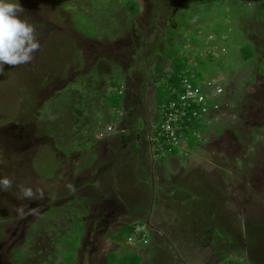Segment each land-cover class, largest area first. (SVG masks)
Here are the masks:
<instances>
[{
  "label": "rangeland",
  "instance_id": "obj_1",
  "mask_svg": "<svg viewBox=\"0 0 264 264\" xmlns=\"http://www.w3.org/2000/svg\"><path fill=\"white\" fill-rule=\"evenodd\" d=\"M123 1L21 0L40 49L0 68V177L14 180L0 191V264H65L60 245L77 238L76 264H107L132 246L148 264H219L220 253L264 264V0H171L157 28L155 0H136L135 15ZM170 41L231 106L201 143L159 159L147 109L156 64L172 71ZM115 79L125 93L118 117L106 98ZM21 186L44 195L24 198ZM135 222L148 239L125 247L118 231Z\"/></svg>",
  "mask_w": 264,
  "mask_h": 264
},
{
  "label": "trees",
  "instance_id": "obj_2",
  "mask_svg": "<svg viewBox=\"0 0 264 264\" xmlns=\"http://www.w3.org/2000/svg\"><path fill=\"white\" fill-rule=\"evenodd\" d=\"M126 10L131 14L135 15L140 10V4L136 0H125L123 1ZM264 8V5H263ZM214 33H216L217 36L222 37V32L219 29H215ZM222 39V38H221ZM196 42V40H193ZM174 42L170 41L166 48H165V57L166 59H172L171 60V69L172 71H167L165 69V61L166 60H160L156 64V76H155V85H156V109L158 108L159 112L162 110L164 106H167L168 103L174 99H176V96L179 92L183 90V80L185 78L191 80L195 84L201 83L203 80H208L203 78L202 71L200 68L196 66H191L189 61L181 56H175V50H174ZM242 55L245 59H250L254 56V50L253 45L251 43L243 46L241 48ZM212 55V53H210ZM200 65L205 66V61L200 59L198 60ZM161 83L160 86L164 88V90L159 91L157 87V84ZM110 91L107 94L106 98L108 100L109 105L111 106V109L116 111L115 114L116 117L120 115L121 110L123 108V100L125 97V93L122 86L121 79H115L111 80L109 82ZM120 112V113H119ZM153 126H155L153 124ZM197 127H204V129L201 131V135H195L194 132L196 129H199ZM208 125L203 124L200 121L195 120L194 122H191L188 127L182 128V130L177 131L179 137H182V145L188 144L190 147L195 146L196 144L201 143L202 139L205 135L209 132ZM105 131V130H104ZM103 131V132H104ZM218 133L220 130H217ZM151 144L153 147V156L158 155L159 159H165L167 156H173L176 155L181 147H177L173 144L168 143L167 139L165 137L157 138V131L156 129H153L152 131V140ZM89 145V144H88ZM56 211L57 215H64L66 214L65 209L61 206L54 207V210ZM42 219H45L42 217ZM71 220H74L70 218ZM78 226L81 225V222H77ZM143 224V223H142ZM77 226V227H78ZM118 238L121 240H125L126 243H124L125 247H131L133 245V238L137 239L138 242H140V245L147 241L148 236L145 234L144 230L139 229L138 223H129L122 225L121 228L118 231ZM79 238L76 239H67L66 241L61 243V247L59 248L58 252L63 257V263L65 264H76L77 262V250L79 247ZM115 239V238H114ZM28 239V243H29ZM115 241L117 243H121L119 240ZM122 244V243H121ZM27 245V244H26ZM25 250V249H24ZM130 250V249H129ZM61 251L65 254L62 255ZM119 252L120 257L117 262H114V259L110 258V255L114 252ZM230 255L220 253L219 258H221L219 264H253L252 261H250L247 257L240 258V257H229ZM107 264H148L145 260V257L142 253V250L137 248L136 246H132L131 250L128 252L123 253L122 250H112L107 255Z\"/></svg>",
  "mask_w": 264,
  "mask_h": 264
},
{
  "label": "built area",
  "instance_id": "obj_3",
  "mask_svg": "<svg viewBox=\"0 0 264 264\" xmlns=\"http://www.w3.org/2000/svg\"><path fill=\"white\" fill-rule=\"evenodd\" d=\"M223 93V87L214 79L195 84L185 78L183 90L160 111L161 121L153 126L157 131V138L165 137L168 143L182 147V137H179L177 131L188 127L195 120L206 124L231 106L227 99L221 98ZM197 132L196 129L194 134L198 135Z\"/></svg>",
  "mask_w": 264,
  "mask_h": 264
},
{
  "label": "clouds",
  "instance_id": "obj_4",
  "mask_svg": "<svg viewBox=\"0 0 264 264\" xmlns=\"http://www.w3.org/2000/svg\"><path fill=\"white\" fill-rule=\"evenodd\" d=\"M21 0H0V68L18 66L31 62L33 54L40 49L36 26L24 16ZM14 180L0 177V191L12 188ZM21 195L32 199L43 197V192L21 186Z\"/></svg>",
  "mask_w": 264,
  "mask_h": 264
},
{
  "label": "flooded vegetation",
  "instance_id": "obj_5",
  "mask_svg": "<svg viewBox=\"0 0 264 264\" xmlns=\"http://www.w3.org/2000/svg\"><path fill=\"white\" fill-rule=\"evenodd\" d=\"M171 0H155V4H154V19H153V24H154V26L157 28V25H156V22H155V18H157L158 16H159V14H160V10H162V8H163V6H167V4H168V2H170ZM138 70L140 71V72H142L143 73V75H144V79H145V85H143V88H146V83H147V73H146V71L145 70H142L141 71V69L138 67ZM156 92V91H155ZM140 95V94H139ZM141 96L142 97H144V95H142L141 94ZM155 104H156V102H155ZM122 110H123V108H122ZM122 110H121V113H122ZM154 111V112H153ZM156 113H157V110H156V108H155V110L153 109V110H148L147 109V114H148V118H149V120H148V124H149V126H150V123L153 125V123H152V119L154 118V117H156ZM129 115H131V113H129ZM139 120V119H138ZM139 122V121H138ZM143 127H145V120L142 118V122L140 123V126H138L137 128H136V141L134 140L133 142H132V148H134V149H136L137 151H140V146H139V141H141V137H140V135H141V132H140V129L142 128L143 129ZM149 131H150V129H149ZM149 131H148V136H149ZM103 135H107L108 136V134H103ZM102 135V136H103ZM149 144H150V140H149ZM150 146H151V144H150Z\"/></svg>",
  "mask_w": 264,
  "mask_h": 264
},
{
  "label": "water",
  "instance_id": "obj_6",
  "mask_svg": "<svg viewBox=\"0 0 264 264\" xmlns=\"http://www.w3.org/2000/svg\"><path fill=\"white\" fill-rule=\"evenodd\" d=\"M152 131H153V125L150 123V131H149V140H150V144H151V140H152ZM151 150H153L152 144H151ZM154 157V156H153ZM155 158V157H154Z\"/></svg>",
  "mask_w": 264,
  "mask_h": 264
}]
</instances>
